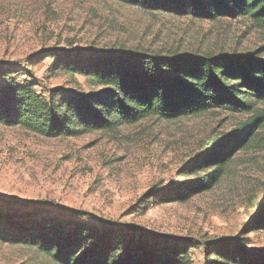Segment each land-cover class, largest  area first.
I'll return each mask as SVG.
<instances>
[{
	"label": "rangeland",
	"instance_id": "374dc122",
	"mask_svg": "<svg viewBox=\"0 0 264 264\" xmlns=\"http://www.w3.org/2000/svg\"><path fill=\"white\" fill-rule=\"evenodd\" d=\"M263 45L264 31L242 16L201 18L118 0H0V82L14 77L44 95L98 89L79 73L53 69L56 59L46 55L52 51H258L264 58ZM251 115L211 110L172 120L149 117L58 137L0 123V226L17 232L54 221L115 223L150 245L191 241V264H210L214 243L230 255L257 257L264 253V125L250 145L217 165L219 178L209 189L184 201L158 198L216 168L187 172L209 144ZM0 264L59 263L34 245L0 238Z\"/></svg>",
	"mask_w": 264,
	"mask_h": 264
},
{
	"label": "trees",
	"instance_id": "16d2710c",
	"mask_svg": "<svg viewBox=\"0 0 264 264\" xmlns=\"http://www.w3.org/2000/svg\"><path fill=\"white\" fill-rule=\"evenodd\" d=\"M118 1L147 10L201 18L242 16L264 31V0ZM257 52L161 56L116 49L83 54L52 51L46 55L56 59L53 69L59 66L67 72L79 73L98 89L65 96L53 92L44 95L30 82L3 77L0 123L58 137L94 130L111 131L149 117L172 120L211 110L252 113L199 153L187 172L191 173L195 167L216 168L197 180L172 186L169 194L158 195L161 201H184L192 192L209 189L219 178L221 170L217 165L226 161L235 149L250 145L255 129L264 125V58ZM14 216L10 214V220ZM82 217L94 220L87 214ZM0 238L34 245L59 264H191L189 248L193 245L191 241L150 245L147 237L136 239L134 233L115 223L99 228L76 220L42 223L37 228L25 227L17 232L0 226ZM222 245H211L210 256L215 257L207 262L264 264V253L257 257L246 253L247 258H241V254L227 253ZM83 246L89 249L82 252Z\"/></svg>",
	"mask_w": 264,
	"mask_h": 264
}]
</instances>
